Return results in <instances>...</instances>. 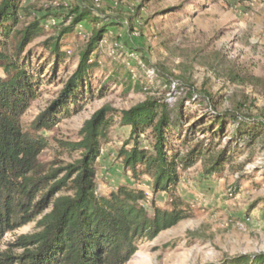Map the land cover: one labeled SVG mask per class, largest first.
Returning a JSON list of instances; mask_svg holds the SVG:
<instances>
[{
	"label": "rangeland",
	"instance_id": "1",
	"mask_svg": "<svg viewBox=\"0 0 264 264\" xmlns=\"http://www.w3.org/2000/svg\"><path fill=\"white\" fill-rule=\"evenodd\" d=\"M48 2L22 0L29 11H22L18 27L41 19ZM90 4L100 21L79 25L63 38V51L70 58L55 76L43 42L57 33L56 26L66 23L43 20L46 36L26 49L32 69L42 68L43 75L38 98L21 118L24 130L57 98L92 29L106 25L109 30L97 54L101 68L94 75L93 96L81 103L79 112L60 116L51 130L41 132L49 144L40 156L47 168L67 167L79 157L62 150L59 142L79 141L85 124L98 112L106 107L130 110L148 98L167 103L171 109L182 103L184 124L181 135L174 138L180 150V141L187 135L188 147L199 142L210 147V132L195 128L203 116L211 119L212 108L219 113L237 111L264 124V0H91ZM128 71L134 75L131 89L114 81L104 85L113 73L122 81ZM189 94L197 95V102L188 100ZM206 94L212 100L202 103ZM111 119L108 143L95 165L96 193L108 197L122 186L142 191L145 200L140 204L150 215L153 206L171 210L175 198L188 209L186 219L156 239L144 240L126 264H222L238 256L264 253V133L249 147L233 141L224 171L207 176L209 156L229 147L237 126L229 120L226 134L220 143L215 142L219 146L211 148L208 158L181 171L173 192L155 193L149 175L134 178L124 171L118 152L129 141L131 129L121 126L115 115ZM140 141L142 147L148 146L144 136ZM68 194L60 190L56 197ZM49 211L7 233L0 253L22 255L24 249L17 246L20 239L38 232L39 222Z\"/></svg>",
	"mask_w": 264,
	"mask_h": 264
},
{
	"label": "trees",
	"instance_id": "2",
	"mask_svg": "<svg viewBox=\"0 0 264 264\" xmlns=\"http://www.w3.org/2000/svg\"><path fill=\"white\" fill-rule=\"evenodd\" d=\"M48 1L41 19L36 17L20 28L21 13L29 11L28 7L22 5V0H0V243L7 233L26 226L50 208L39 222V231L20 239L17 246L24 253L14 256L2 252L0 264H126L144 240H154L160 232L186 219L188 209L175 198L171 210L153 206L150 215L140 204L145 200L142 191L122 186L108 197L96 193L95 165L108 143L111 118L115 115L121 126L131 129L129 141L118 152L124 171L134 178L149 175L155 193L173 192L181 171L208 158L211 148L219 146L215 142L220 143L226 134L229 120L237 125L229 147L215 157L209 156L207 176L224 171L233 141L238 146H252L264 133V128L260 129L264 124L250 121L237 111L219 113L212 108L211 119L203 116L195 128L210 132V147L204 142L188 147L191 139L187 135L180 141V150L174 138L175 134L181 135L184 124L182 103L171 109L167 103L148 98L130 110L106 107L98 112L85 124L79 141L59 142L62 150L78 153L79 157L67 167L47 168L40 162L42 152L49 147L41 132L51 130L60 116L79 112L81 103L93 96L94 75L101 68L97 54L109 32L106 25L92 29L76 54L74 70L61 82L57 98L30 129L24 130L21 118L38 98L43 75L42 68L32 69L31 53L26 49L46 36L42 21L67 24L56 26L57 33L43 42L53 61L54 76L70 58L63 51V38L79 25L100 21L91 0ZM133 77L128 71L120 81L113 73L104 85L114 81L115 85L126 84L131 89ZM205 96L202 103L212 100L210 95ZM188 97L193 102L198 100L197 95ZM142 136L148 143L146 147H142ZM129 144L132 145L127 148ZM60 190L69 194L56 197ZM222 264H264V253L238 256Z\"/></svg>",
	"mask_w": 264,
	"mask_h": 264
},
{
	"label": "built area",
	"instance_id": "3",
	"mask_svg": "<svg viewBox=\"0 0 264 264\" xmlns=\"http://www.w3.org/2000/svg\"><path fill=\"white\" fill-rule=\"evenodd\" d=\"M96 2H98L99 0H95Z\"/></svg>",
	"mask_w": 264,
	"mask_h": 264
}]
</instances>
